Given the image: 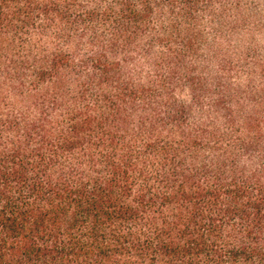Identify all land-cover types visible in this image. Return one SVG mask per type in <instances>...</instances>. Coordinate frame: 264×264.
Returning <instances> with one entry per match:
<instances>
[{"label": "trees", "instance_id": "obj_1", "mask_svg": "<svg viewBox=\"0 0 264 264\" xmlns=\"http://www.w3.org/2000/svg\"><path fill=\"white\" fill-rule=\"evenodd\" d=\"M222 0H0V264H264V58Z\"/></svg>", "mask_w": 264, "mask_h": 264}, {"label": "rangeland", "instance_id": "obj_2", "mask_svg": "<svg viewBox=\"0 0 264 264\" xmlns=\"http://www.w3.org/2000/svg\"><path fill=\"white\" fill-rule=\"evenodd\" d=\"M228 20H238L237 35L231 41L234 49L241 47L259 52L264 58V0H222Z\"/></svg>", "mask_w": 264, "mask_h": 264}]
</instances>
